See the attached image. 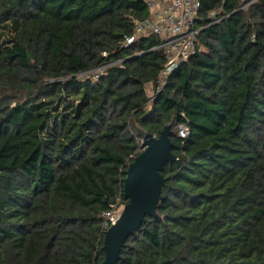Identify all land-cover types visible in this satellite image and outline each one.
Here are the masks:
<instances>
[{
  "label": "trees",
  "instance_id": "obj_1",
  "mask_svg": "<svg viewBox=\"0 0 264 264\" xmlns=\"http://www.w3.org/2000/svg\"><path fill=\"white\" fill-rule=\"evenodd\" d=\"M237 7L159 88L160 39L125 44L145 0H0V264H100L102 212L167 124L178 158L118 264H264V0Z\"/></svg>",
  "mask_w": 264,
  "mask_h": 264
},
{
  "label": "built area",
  "instance_id": "obj_2",
  "mask_svg": "<svg viewBox=\"0 0 264 264\" xmlns=\"http://www.w3.org/2000/svg\"><path fill=\"white\" fill-rule=\"evenodd\" d=\"M149 14L134 22L133 33L126 37L125 44H131L143 36H156L160 39L155 48L163 50L167 62L160 72L159 88H161L179 65L190 58L198 50L199 32L209 23L220 21L223 17L227 0L213 8L207 14L208 24H203L204 17L200 14L203 0H145ZM256 0H237V10L248 8ZM254 38V36H253ZM95 77H98L97 75ZM189 128L185 124L178 125V133L186 136ZM140 145L142 146V141ZM143 147L140 149L142 151ZM126 203V199L117 198L109 209L102 212V229L106 231L114 224ZM105 233V232H104Z\"/></svg>",
  "mask_w": 264,
  "mask_h": 264
},
{
  "label": "water",
  "instance_id": "obj_3",
  "mask_svg": "<svg viewBox=\"0 0 264 264\" xmlns=\"http://www.w3.org/2000/svg\"><path fill=\"white\" fill-rule=\"evenodd\" d=\"M172 134V127L167 124L158 136L146 135L142 151L129 163L124 181L126 203L118 220L104 233L105 258L100 264H118L127 240L147 216H157L162 187L166 185L162 170L178 158L172 150Z\"/></svg>",
  "mask_w": 264,
  "mask_h": 264
},
{
  "label": "rangeland",
  "instance_id": "obj_4",
  "mask_svg": "<svg viewBox=\"0 0 264 264\" xmlns=\"http://www.w3.org/2000/svg\"><path fill=\"white\" fill-rule=\"evenodd\" d=\"M147 92H148V94L151 96V97H153L154 96V87L151 85V84H148L147 85ZM142 142V141H141Z\"/></svg>",
  "mask_w": 264,
  "mask_h": 264
}]
</instances>
